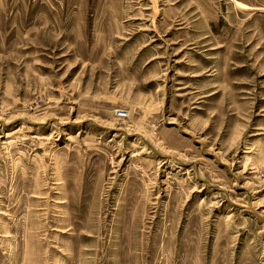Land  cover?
Returning <instances> with one entry per match:
<instances>
[{
  "label": "rangeland",
  "instance_id": "1",
  "mask_svg": "<svg viewBox=\"0 0 264 264\" xmlns=\"http://www.w3.org/2000/svg\"><path fill=\"white\" fill-rule=\"evenodd\" d=\"M0 264H264V0H0Z\"/></svg>",
  "mask_w": 264,
  "mask_h": 264
},
{
  "label": "built area",
  "instance_id": "2",
  "mask_svg": "<svg viewBox=\"0 0 264 264\" xmlns=\"http://www.w3.org/2000/svg\"><path fill=\"white\" fill-rule=\"evenodd\" d=\"M114 114L118 119H124L128 116V112L123 108L116 109Z\"/></svg>",
  "mask_w": 264,
  "mask_h": 264
}]
</instances>
